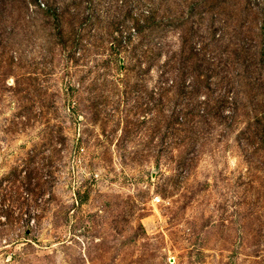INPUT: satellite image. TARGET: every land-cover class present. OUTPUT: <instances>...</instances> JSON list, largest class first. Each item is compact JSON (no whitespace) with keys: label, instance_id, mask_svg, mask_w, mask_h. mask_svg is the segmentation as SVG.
<instances>
[{"label":"rangeland","instance_id":"obj_1","mask_svg":"<svg viewBox=\"0 0 264 264\" xmlns=\"http://www.w3.org/2000/svg\"><path fill=\"white\" fill-rule=\"evenodd\" d=\"M145 48L232 97L184 160ZM263 110L264 0H0V264H264Z\"/></svg>","mask_w":264,"mask_h":264},{"label":"trees","instance_id":"obj_2","mask_svg":"<svg viewBox=\"0 0 264 264\" xmlns=\"http://www.w3.org/2000/svg\"><path fill=\"white\" fill-rule=\"evenodd\" d=\"M137 33H139V31H137ZM132 53L134 54H131L130 58L139 57V64L145 63V68L140 71L138 68L136 69V67L125 68V71H128L130 75H143L149 78L152 77V73H154L155 77H159V83H161L163 80L172 81V85H170L168 88L158 87L155 90L156 92H163L164 94L174 93V97L176 99H179L178 107L171 114L175 115V122L169 120L166 123V130L173 129L172 123H174L173 126H178L177 130L180 132L182 139L185 138L186 142L183 141L182 143L180 142V144L178 143L177 147L173 146L174 150L173 152L171 151V155L178 156L180 160H184L185 156H187L188 154L195 153H187L190 147H192L195 143L194 138L191 137L193 131L192 127L202 123L204 125V128L210 123H217L220 126H223L226 118L229 117V115L225 113L227 111L229 114V109H227L228 106L226 104H228L229 101L232 100V97L229 96V92L226 89L218 85L219 81L213 82V79L215 78L211 74L212 70H210L209 66H203V64L205 63V59H200V64L196 63L195 66H191V64L188 63V58L185 59L187 66H178L175 62H173L172 59H170V61L165 64L166 66L161 65L162 67H166V69L163 70L160 69L161 66L158 63V57L160 55L159 48H145L140 51V54L133 50ZM172 58H174V56H172ZM201 67H204L205 71L208 72L202 73V71H199ZM190 74L193 75L192 78L194 80L187 86L185 85V82L187 76ZM171 77L176 81L174 85ZM178 82L180 84H178ZM217 86L218 88H216ZM159 104L161 105V108L164 109L166 104L163 101H160ZM147 105L148 109H152L151 102ZM163 113L164 112L162 111V115ZM256 119L257 123L259 124L258 127L250 125L245 128L242 132V139L239 138L240 143H238V145H244L245 142L247 143L249 140L252 141L256 137H258L260 140L261 138H264V110L261 112V117L258 118V116H256ZM184 133H186L187 136H184ZM181 146H186L187 148L181 150L183 149L181 148ZM24 171L25 170L22 169L21 171H19V174ZM18 179L21 182L19 185V189L21 191L17 190L18 208L21 216L25 215L26 218H28V216H30L31 214L32 209L29 195L33 193L34 188L38 189L39 185H35V183L30 182V173L28 177H22L21 179L20 176ZM16 180L17 177L15 178V181ZM28 229L29 226L27 224L24 232L28 233Z\"/></svg>","mask_w":264,"mask_h":264}]
</instances>
